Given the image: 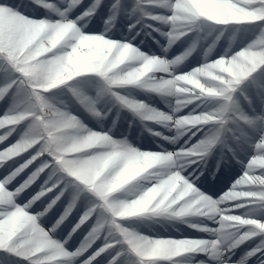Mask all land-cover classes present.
<instances>
[{
	"label": "snow or ice",
	"instance_id": "1",
	"mask_svg": "<svg viewBox=\"0 0 264 264\" xmlns=\"http://www.w3.org/2000/svg\"><path fill=\"white\" fill-rule=\"evenodd\" d=\"M100 3L101 0H92L83 15L90 16ZM64 5L57 7L52 0H0V100L11 98L10 106L0 113V142L6 141L22 122L27 123L19 139L0 148V166L10 168L9 160L16 163L14 158L31 149L22 163L0 177V252L5 254V264H18L20 260L26 264H93L105 253H111L106 264H118L120 257H131V264H186L198 253L206 255L208 261L196 264H248L257 252L264 255V115H245L234 99L246 80L255 83L253 73L258 69L264 72V34L231 54L205 59L186 72L161 71L158 77L162 79L152 81L163 63L158 59L161 56L146 54L124 40L85 34L77 24L78 17L69 18L81 0H65ZM41 7L57 18H35ZM123 7L121 0H113L109 20ZM262 10L264 0H133L130 14L140 20L183 26L182 31L161 32L171 45L203 21H242L251 14L246 22L264 24ZM183 60L178 57L176 63ZM84 74H94L99 79L97 99L107 94L131 110L146 104L120 94L118 88L136 86L162 98L171 97L175 104L166 100L169 113L149 106L153 117H182L193 125L189 136L204 130L201 143L210 150L218 142L223 144L221 132L229 120L242 121L256 130L255 137H245L250 154L241 162L242 174L228 191L211 199L220 206L213 220L218 226L190 225L209 233L211 238H150L124 226L123 218L148 212L173 218L203 217L201 204L211 197L181 174L183 167H173L169 151L162 149L155 152L159 155L153 156L151 163L166 167V173L154 176L152 186L139 194L134 207L127 199H120L130 161L150 153L87 129L75 115L51 102L53 90ZM72 91L81 105L99 115L96 99ZM193 103L196 107L188 114L177 115ZM181 148L187 150L184 155L191 162L202 160L210 152L201 151L197 143H186ZM34 162L27 178L12 186L15 178ZM42 173L45 175L39 190L23 203L18 202L21 193ZM82 197L78 220L63 240L56 239V230ZM62 198L66 199L62 212L49 227L43 226L41 218ZM37 201L43 205L41 210L31 211ZM81 226L87 231L80 244L71 248L68 241ZM102 235V244L80 259ZM253 238L258 242L233 259L236 250Z\"/></svg>",
	"mask_w": 264,
	"mask_h": 264
},
{
	"label": "rangeland",
	"instance_id": "2",
	"mask_svg": "<svg viewBox=\"0 0 264 264\" xmlns=\"http://www.w3.org/2000/svg\"><path fill=\"white\" fill-rule=\"evenodd\" d=\"M52 2L55 3L60 8H63L65 6L64 4L60 3V0H52ZM112 2L113 0H106L105 2L107 3L106 9L103 12L99 10L100 12H102L101 14H99L98 12V7H99L98 6L90 16L85 17L82 15V13L92 3V0H81V5H78L69 13V18L75 20L77 17H80V19L77 20V24L79 27H81V31L85 32V34H103L106 38H110L114 40H124L130 42L131 44L136 46L140 51H143L146 54L157 55V56L165 57L167 59H171L176 55L180 54L181 52H183L184 49L187 48L188 45L194 39H196V35H197L196 29L193 28V30L189 34L187 33L189 37L188 39H186L185 37H181L180 39L176 40L173 44H171L169 47H167V50H165V45L167 44V38L166 36L161 35V32L164 33L168 32L170 29L169 25L157 21L140 20L138 19L136 14H130V7L133 0H121L122 5L124 7L119 12H117L114 19L109 20V16L111 15V12L109 11V6ZM42 17L51 18V19L57 18L55 13L41 7L39 9V14L35 18L39 19ZM149 25H151V27H149ZM254 25L255 23H250L248 26L251 28ZM154 29H160V31H156ZM229 35L230 32L225 33V35L222 36L220 40L217 42L212 52L207 56V58H205V56L203 55L204 48L207 47V45L211 42L213 37L211 36L205 37L204 31L201 30L200 36L204 37V39L197 40V46L199 47V51L194 56L192 52L191 55H189L186 59H184L181 63H179L175 67V70L177 72H186L191 68L198 66L200 63L194 61V58H196L198 55H200L201 57L203 56L207 60H213L220 55L231 54L239 50L240 48L244 47L252 39L253 33L243 32V31L237 33L236 38L232 42V46L230 48L228 41ZM225 49H228V51L225 52ZM159 50L162 51L161 54H157L155 52ZM205 59H203L201 63H203ZM188 64H190L188 68H186L185 70L181 69L187 66ZM2 75L3 73H0V77H2ZM253 76L256 77L255 83H252L251 79L246 80L241 85L242 91L238 90L234 94V99L237 103L241 102L242 104L243 103L245 104V108H241L240 111L243 112L246 111L247 109L249 111L248 107L250 105V102L252 101L251 97H254V95L258 94L259 97H258V101L256 102L257 104L256 107L260 109L256 110L254 114L261 116L264 115L262 114V112L264 111V72H261V70L259 69V71L253 73ZM98 89H99V79L95 77L94 74H84L81 77H74L71 81L65 82V85L58 86L57 89L53 90L55 95L54 98L51 100V102L54 103L57 107H60L62 110L68 111L71 114L75 115L78 118V120L87 129L100 132L99 129L93 128V126L90 125L89 123L100 122L101 125L107 123V129L102 130V132H104V134L106 133L107 135H109L110 138H112L113 140L124 141L127 143V139L124 136V134H122V131L115 127L113 128L112 125L117 126L118 119L124 118L125 114L132 113L130 115H133L134 118L131 119H134L133 123H136L137 126L141 125V122H139L140 118L138 117L135 119V117L137 116L133 113L131 109L120 104L118 101L115 100L114 97H111L110 95L106 94L100 96L97 99ZM72 90L78 91L86 96L96 99L95 107L99 115H93L83 105H81L79 101L76 99V97L73 95ZM117 91L122 95H126L129 96L130 98L141 101L146 105H149L155 109H158L159 104L161 103L165 104L166 103L165 100L168 99V98H162L160 94H156L145 89H140L137 88L136 86H123L121 88H118ZM153 100H155L156 102H154ZM10 103H11L10 97H6L5 99L0 100V113H3L5 109H7L10 106ZM195 107L196 105L195 103H193L192 105L188 106V109L190 110ZM113 108L115 110L114 113L112 112ZM196 110L199 111L200 109L197 108ZM169 112L170 111L167 110V113ZM188 112H189L188 110L186 111L182 109L177 113V115L188 114ZM125 120L126 122L129 120L130 122V119H125ZM233 123L234 125L225 126V129L228 130L230 128L231 130H233L234 128H237V126H239V122L236 121ZM26 129H27V123L22 122L20 125L17 126V128L14 131H12V133L7 137L6 141L0 142L1 144L0 148H4L9 144L14 143L17 139H19L20 135H22L23 132L26 131ZM73 132H77V130L74 129ZM188 134L189 133H185L183 136H181L176 140L177 146L175 147L177 149H180L182 146L186 144L187 141L186 139L190 137L188 136ZM203 137H204V130H203L202 138ZM30 152L31 149L21 154L20 156L16 157L18 159L16 160V163L12 165V167H16L18 163H22L23 160L28 157ZM34 166H35V162L33 165L30 166V169L33 170ZM30 169L21 178L19 179L15 178V180L13 181L14 186L23 182V180L27 178V176L30 173ZM0 171L2 172L4 171V175H7L8 171L11 170L10 168L6 169L5 167L0 166ZM45 171L47 172L48 170ZM44 175L45 174L42 173L41 178H43ZM139 184H141V187L144 184L147 185L145 182H142L141 180L135 181L136 186ZM39 185L40 184H37V186L35 187V189L32 190V192L26 193L25 195H30L31 193L39 190ZM129 187L131 186L128 185L124 187V189H121V195L119 196L120 199L128 198L126 189ZM140 190L141 188H139V192ZM139 192H137L136 194L138 195ZM21 194H24V192ZM132 198H135V196H133ZM18 202L23 203L21 200L19 201V198H18ZM64 203H66L65 198L62 199V202L59 203V205L57 206L58 214L62 212ZM83 203H84V198L82 197L81 201L78 203L77 208L73 210L74 212L76 211V213L73 214L72 219L70 220L71 222L67 226V231H71L73 225L78 220L79 213L82 210ZM123 219L126 221L124 225L125 227H128L130 230L136 232L138 231L139 234L141 235L143 234L145 236H148L146 234L149 233L151 225H153L152 224L153 219H151V217L147 218L144 216H138V217L123 218ZM45 227H49V225ZM82 229L87 231V228L85 226H82ZM104 235H106V233H104ZM55 238L61 240L56 236ZM102 238L103 235L98 237L97 239L100 240ZM0 260L5 261V254L2 252H0ZM124 262L125 264H131V258L126 257L124 259ZM23 263H24L23 260H20L18 262V264H23Z\"/></svg>",
	"mask_w": 264,
	"mask_h": 264
},
{
	"label": "clouds",
	"instance_id": "3",
	"mask_svg": "<svg viewBox=\"0 0 264 264\" xmlns=\"http://www.w3.org/2000/svg\"><path fill=\"white\" fill-rule=\"evenodd\" d=\"M60 3L64 4L65 0H60ZM57 6V5H56ZM58 7V6H57ZM264 12V10H262ZM83 15V13H82ZM84 16V15H83ZM251 14H248L247 16L244 17V20L242 21H235V22H228V23H209L206 21L200 22L194 26L196 29V39H194L187 48L184 49L183 52L180 54L176 55L175 57L171 59H167L165 57H158L163 63L160 65L159 68H157L156 72L159 73L161 71H172L175 69V67L178 65L176 63L178 57H184L186 59L189 55L192 54V52L196 49L197 47V40L204 39V37L200 36V31H204V36L208 37L211 36L213 37L211 42L207 45V47L204 48L203 55L208 56L212 50L215 48L217 42L220 40L222 36L225 35V33H229L230 35L228 36V41H229V48L232 46V42L236 38V34L243 31V32H252V39L247 43H251L254 39H256L258 36L264 34V24H259V25H254L253 27H249L248 25L250 23L246 22L248 19H251ZM78 20L80 17L77 18ZM184 30L183 26L181 25H176V26H170L169 31L171 32H176V31H182ZM193 30V29H192ZM246 44V45H247ZM245 45V46H246ZM170 44L167 41V44L165 45V50H167V47H169ZM228 49H225V52H227ZM158 79H162V77H158V75H153L152 81H156ZM152 81H149V84L152 83ZM133 113L138 116L141 121L144 120H153L158 123H161L164 125V127L174 130V136L172 137H167V139H170L171 142L175 143L178 138L183 136L185 133H188L190 131L191 125L190 122L184 121L182 117H176L175 115L168 116L166 118H155L153 117L150 107L147 105L141 104L140 107L132 110ZM195 133H193L194 135ZM205 138L203 137L197 142V145H199L200 150L204 152H209L210 149L208 146L205 144L201 143ZM146 153H150L149 156L144 157H133L131 161L135 162L130 164V168L128 169V174L125 176L124 181L126 185L129 184L130 181H133L136 177L140 176L142 173H148L150 176H153L154 174H151L149 172L150 169H153L156 164L151 163V159L153 156L159 155V153L155 152H149V151H144ZM187 150L180 148L177 149L176 151L172 152L169 151L168 155L171 157L172 160V166L173 167H183L187 163H190L184 153H186ZM143 169V172L140 170ZM126 192L128 194V198L131 197V199H128V202L130 205L133 207L136 204V201L139 199V194L137 195L136 193L139 192V186H131L126 189ZM135 196V198H132ZM211 199L209 201H204L201 204V208L203 211V217H206L208 220H214L219 211H220V206L219 204H213L211 202Z\"/></svg>",
	"mask_w": 264,
	"mask_h": 264
},
{
	"label": "bare ground",
	"instance_id": "4",
	"mask_svg": "<svg viewBox=\"0 0 264 264\" xmlns=\"http://www.w3.org/2000/svg\"><path fill=\"white\" fill-rule=\"evenodd\" d=\"M53 15V14H52ZM190 33V32H189ZM188 33V34H189ZM188 34L185 36V38L186 39H188L189 37H188ZM199 48V47H198ZM198 48H197V50H195V52H198ZM200 59H202V57H199ZM204 58V57H203ZM205 59V58H204ZM257 71H259V69L257 70ZM157 75H159V73H157ZM126 88V87H125ZM242 88V87H241ZM260 95V94H259ZM168 98V100H169V102H171L173 105L175 104V100H173L171 97H167ZM241 102H236V105H237V108H240L241 107ZM147 106H149V105H147ZM151 107V106H150ZM166 108H169L168 107V105L166 104V106H165ZM170 109V108H169ZM185 109H186V111L187 110H189L188 109V107H185ZM157 110V109H156ZM171 110V109H170ZM112 111L113 112H115V110H114V108L112 109ZM159 111V110H158ZM264 112V111H263ZM245 115H247V116H249L250 117V114H248V113H244ZM138 117V116H137ZM128 118H130V117H128ZM145 123H151L152 121H144ZM153 122H155V121H153ZM239 123H241V124H243V127L245 128V130H247V131H244V132H242L241 134H243L242 135V138L243 139H245V137H255L256 135H257V132H256V130L254 129V128H252V127H250V129L248 130V128H246L245 126H248V125H246V124H244V122H242V121H239ZM90 125H92L93 126V128H96V129H99L100 130V132L99 133H101V134H104V132H102V130H104V129H107V123H105L104 125H101V123L100 122H96V123H89ZM106 134V133H105ZM200 134H203V130H201V131H199V132H197L196 133V136L199 138V136H200ZM165 135H166V137H172V136H174V130H170V129H168V128H166V132H165ZM201 137V136H200ZM9 139V138H8ZM170 142H171V140H170ZM169 142V143H170ZM233 143H236V142H238V139H236V140H233L232 141ZM172 144H173V142H171ZM1 145V144H0ZM155 147L154 148H157L158 150H162V149H165V147H166V145L165 144H163V143H161V144H157V146L156 145H154ZM170 147V146H169ZM214 150L215 151H217L216 150V148H214ZM247 151L248 152H246L247 153V157H248V155L250 154V148H248L247 149ZM247 157H246V159H247ZM18 158H14V160L16 161ZM246 159L244 160V161H246ZM132 163H135V162H133V161H130V164H132ZM7 164H9V165H11V167H10V170L12 169V168H14V167H12V165L14 164L13 163V161L12 160H9L8 162H7ZM187 165H190V167H191V169H189V177L190 178H192V177H196L195 178V180H193L194 182H199V183H204V184H206V185H211V178H209L208 176H207V174L204 172V170H203V165L202 164H199L197 161H193V162H190V164L189 163H187L186 165H184L183 166V170H185L186 168H187ZM31 166V165H30ZM30 166L28 167V168H26L23 172H21L17 177H16V179H19V178H21L22 176H24L25 174H26V172H28L29 171V169H30ZM32 170L30 169V172H31ZM166 171H167V168L166 167H164V166H162V165H157V166H155L153 169H150L149 170V172H151V173H153L154 174V176L155 175H159V176H163L165 173H166ZM239 172H241V174H242V167H240V169L238 170ZM182 173H183V171H182ZM2 175H4V172H2V171H0V177H2ZM138 180H141L142 182H145L147 185H143L142 187H141V184H139V185H137V186H139V188H141V190H140V192H139V194L142 192V191H144V190H146V188L147 187H149V186H152V184H153V182H154V178H153V176H150L148 173H142L140 176H138V177H136L133 181H130L129 182V184L128 185H130V186H134L135 185V181H138ZM43 182V180H42V178H39L33 185H32V187H31V189H35V187L37 186V184H40V183H42ZM12 185H13V182H12ZM128 185H125V187L126 186H128ZM62 199H64V198H62ZM62 201V200H61ZM237 211H239V210H237ZM140 216H147V217H154V216H158V217H165V218H170V219H183V218H173V217H169L167 214H163V213H159V214H157V213H151V212H148V213H144V214H141ZM130 218V217H129ZM202 218H206V217H200V216H188V217H184V219H202ZM45 221L46 222H49L50 220H49V217L47 216L46 218H45ZM211 222H213L214 223V221L213 220H210ZM62 232V231H61ZM136 232V231H135ZM157 232H159V231H157ZM81 233V232H80ZM136 233H138V231L136 232ZM139 234V233H138ZM141 235V234H140ZM205 235H207V236H210L209 235V233H207V232H205ZM148 237H150V236H148ZM150 238H153V237H150ZM156 238H169V237H161V236H159V237H156ZM254 239V238H253ZM101 244L102 242L100 241V240H97V241H95L94 242V244L92 245V247L94 246V245H96V244ZM91 248V247H90ZM89 248V249H90ZM88 249V250H89ZM90 251V250H89ZM83 257V256H82ZM194 257V256H193ZM106 258H104L103 260H105ZM0 264H5L4 262H2L1 260H0ZM26 264V263H25ZM186 264H196L195 263V259L193 260V258L191 259V260H189V261H187L186 262Z\"/></svg>",
	"mask_w": 264,
	"mask_h": 264
}]
</instances>
